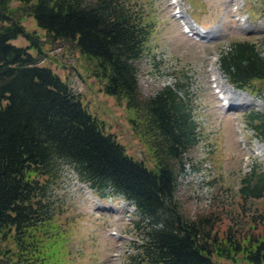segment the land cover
<instances>
[{"label": "trees", "instance_id": "trees-1", "mask_svg": "<svg viewBox=\"0 0 264 264\" xmlns=\"http://www.w3.org/2000/svg\"><path fill=\"white\" fill-rule=\"evenodd\" d=\"M28 17L48 40L74 45L104 93L125 104L146 156L130 154L41 64L33 51L44 53L50 41L27 28ZM153 30L143 0H0V264H73L50 195L66 166L101 196L120 195L135 207L140 239L129 264H264L263 168L253 165L239 189L243 205L260 202L248 230L222 231L220 215L189 219L181 211L179 178L199 131L180 83L152 96L141 91L138 61ZM19 37L27 46L14 43ZM220 66L234 87L264 99V39L261 47L232 41ZM245 119L264 142V112Z\"/></svg>", "mask_w": 264, "mask_h": 264}, {"label": "rangeland", "instance_id": "rangeland-1", "mask_svg": "<svg viewBox=\"0 0 264 264\" xmlns=\"http://www.w3.org/2000/svg\"><path fill=\"white\" fill-rule=\"evenodd\" d=\"M143 1L154 30L144 57L138 61L141 91L152 96L168 85L177 89L180 83L183 89L179 94L188 100L198 125L199 142L186 154L179 178L181 211L189 219L224 217L219 226L222 231L229 226L246 231L249 213L260 202L250 200L243 205L239 189L253 165L264 169V142L245 118L252 111L264 112V99L227 80L220 53L232 41L263 45L264 0ZM24 22L43 42L50 41L44 53L33 51L44 58L41 64L69 83L130 154L138 159L146 156L125 104L104 93L99 81L86 71L78 49L64 40H48L31 17ZM190 28L192 32H187ZM14 43L28 44L24 37ZM232 102L240 105L229 108ZM50 195L51 207L60 213L66 227V249L73 264H129L128 257L136 253L140 239L134 229L139 216L131 202L120 195L101 196L67 166ZM218 263L251 264L243 259Z\"/></svg>", "mask_w": 264, "mask_h": 264}, {"label": "bare ground", "instance_id": "bare-ground-1", "mask_svg": "<svg viewBox=\"0 0 264 264\" xmlns=\"http://www.w3.org/2000/svg\"><path fill=\"white\" fill-rule=\"evenodd\" d=\"M184 24H185V23H184ZM186 24H187V23H186ZM185 26H187L186 28L189 27V25H185ZM187 31L192 32V29L190 28V29H188ZM241 92H242V91H241ZM243 93H244V92H243ZM243 93H242V94H243ZM235 103L238 104V105H240L239 102H232V103L229 104L228 107H229V108H232V107L237 106Z\"/></svg>", "mask_w": 264, "mask_h": 264}]
</instances>
